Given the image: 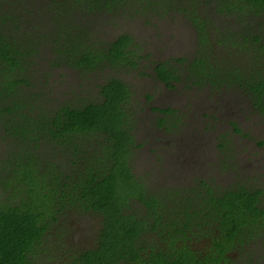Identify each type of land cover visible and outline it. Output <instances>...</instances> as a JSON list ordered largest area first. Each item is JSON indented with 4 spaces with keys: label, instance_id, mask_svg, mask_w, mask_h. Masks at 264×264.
Wrapping results in <instances>:
<instances>
[{
    "label": "trees",
    "instance_id": "obj_1",
    "mask_svg": "<svg viewBox=\"0 0 264 264\" xmlns=\"http://www.w3.org/2000/svg\"><path fill=\"white\" fill-rule=\"evenodd\" d=\"M171 12L196 45L153 76L241 93L264 129V0H0V264H264V188L243 173L181 188L135 174L139 106L122 75L145 55L132 34L96 26ZM44 65L95 91L50 99ZM151 110L158 128L179 129L176 108ZM73 215L100 218L93 247H70L60 228Z\"/></svg>",
    "mask_w": 264,
    "mask_h": 264
},
{
    "label": "rangeland",
    "instance_id": "obj_2",
    "mask_svg": "<svg viewBox=\"0 0 264 264\" xmlns=\"http://www.w3.org/2000/svg\"><path fill=\"white\" fill-rule=\"evenodd\" d=\"M172 13L150 20L120 15L99 21L96 26L106 38L132 34L145 55L139 68L122 75L134 90L139 106L137 136L142 145L135 153V174L152 186L181 188L200 178L213 177L227 183L240 172L251 186L264 188V144H260L264 129L247 98L238 92L214 93L184 83L168 88L153 76L156 62L188 57L196 45L195 31ZM44 69L48 72L45 94L52 100L73 95L85 99L95 91L90 78L68 66L44 65ZM151 105L176 108L179 129L168 132L158 128ZM7 149L0 136V158L8 153ZM1 169L0 164V175ZM99 220L94 215H73L60 231L70 247L88 249L95 245Z\"/></svg>",
    "mask_w": 264,
    "mask_h": 264
}]
</instances>
